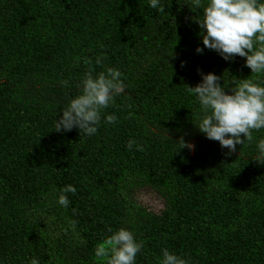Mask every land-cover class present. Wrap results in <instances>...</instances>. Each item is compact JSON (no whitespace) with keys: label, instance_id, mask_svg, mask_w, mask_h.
Here are the masks:
<instances>
[{"label":"trees","instance_id":"16d2710c","mask_svg":"<svg viewBox=\"0 0 264 264\" xmlns=\"http://www.w3.org/2000/svg\"><path fill=\"white\" fill-rule=\"evenodd\" d=\"M160 2L157 11L150 0H0V264H106L95 246L122 227L143 242L136 264H160L165 248L189 264H264V164L254 160L264 129L227 155L196 126L187 90L201 73L225 85L264 83V73L238 55L197 53L202 10ZM109 67L127 87L97 133L56 132L81 77ZM69 184L64 208L55 197ZM144 189L162 211L140 201Z\"/></svg>","mask_w":264,"mask_h":264},{"label":"clouds","instance_id":"9594fccd","mask_svg":"<svg viewBox=\"0 0 264 264\" xmlns=\"http://www.w3.org/2000/svg\"><path fill=\"white\" fill-rule=\"evenodd\" d=\"M149 7L160 11L163 5L160 0H150ZM189 8L202 10V18L196 22L201 29L199 35L204 47L198 46L197 53L202 54L207 48L216 51L226 61L238 55L246 58L245 66L252 74L264 73V0H207V3L192 0ZM96 63L100 64L101 58L98 57ZM122 75L113 67L96 75L85 73L81 77L79 94L71 97L61 110L62 115L57 116L54 130L68 132L78 128L81 134H96L102 110L113 104L127 87ZM201 76V82L187 87L195 94L200 106L195 124L206 138L218 141L222 148L228 149L227 155H231L237 145L252 140V130L264 129V83L249 77H235L230 85H225L224 79V83H220L222 76L215 73H201ZM116 119L114 114L105 117L107 123H114ZM175 142L181 148H194L183 138ZM134 145L136 150L143 151V146L135 139L127 141L128 150ZM257 150L254 160L264 164V138L257 141ZM75 192L76 188L69 184L59 189L55 202L67 208L71 203L67 194ZM75 223L70 222L73 232ZM142 248L143 242L137 240L130 229L122 227L98 243L94 254L97 259H105L106 264H136ZM30 264L39 262L33 258ZM160 264H189V261L165 248Z\"/></svg>","mask_w":264,"mask_h":264},{"label":"rangeland","instance_id":"374dc122","mask_svg":"<svg viewBox=\"0 0 264 264\" xmlns=\"http://www.w3.org/2000/svg\"><path fill=\"white\" fill-rule=\"evenodd\" d=\"M138 196L140 201L150 209L156 212H160L164 209V200L154 190L144 189L139 192Z\"/></svg>","mask_w":264,"mask_h":264}]
</instances>
